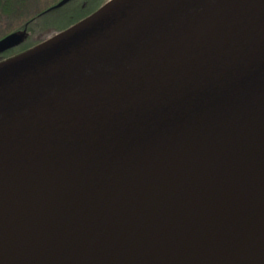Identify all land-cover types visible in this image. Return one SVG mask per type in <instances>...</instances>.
I'll list each match as a JSON object with an SVG mask.
<instances>
[{
  "label": "water",
  "instance_id": "1",
  "mask_svg": "<svg viewBox=\"0 0 264 264\" xmlns=\"http://www.w3.org/2000/svg\"><path fill=\"white\" fill-rule=\"evenodd\" d=\"M10 201L0 264H264V0H109L0 62Z\"/></svg>",
  "mask_w": 264,
  "mask_h": 264
},
{
  "label": "flooded vegetation",
  "instance_id": "2",
  "mask_svg": "<svg viewBox=\"0 0 264 264\" xmlns=\"http://www.w3.org/2000/svg\"><path fill=\"white\" fill-rule=\"evenodd\" d=\"M61 1L0 0V62L23 54L54 36L51 34L67 29L71 25L63 27L62 23L78 16L79 11L93 9L85 18L109 0H67L54 8Z\"/></svg>",
  "mask_w": 264,
  "mask_h": 264
},
{
  "label": "bare ground",
  "instance_id": "3",
  "mask_svg": "<svg viewBox=\"0 0 264 264\" xmlns=\"http://www.w3.org/2000/svg\"><path fill=\"white\" fill-rule=\"evenodd\" d=\"M190 199V194H186ZM211 205V209L216 212V215H222L229 208L230 204L216 203L213 205L212 201L206 199ZM9 206L1 209L5 210L4 214H1V226H0V254L1 251L6 252V256L12 254L11 250H14L22 241L23 231L26 220L27 205L24 201H10Z\"/></svg>",
  "mask_w": 264,
  "mask_h": 264
},
{
  "label": "trees",
  "instance_id": "4",
  "mask_svg": "<svg viewBox=\"0 0 264 264\" xmlns=\"http://www.w3.org/2000/svg\"><path fill=\"white\" fill-rule=\"evenodd\" d=\"M93 11V9L91 10H87V11H79L78 16L74 17V18H69L67 21H64L63 27H68L76 22H78L79 20H81L84 16H86L87 14L91 13Z\"/></svg>",
  "mask_w": 264,
  "mask_h": 264
},
{
  "label": "rangeland",
  "instance_id": "5",
  "mask_svg": "<svg viewBox=\"0 0 264 264\" xmlns=\"http://www.w3.org/2000/svg\"><path fill=\"white\" fill-rule=\"evenodd\" d=\"M102 1H104V0H102ZM56 34H58V33L56 32L55 34L53 33V34H51V35H56Z\"/></svg>",
  "mask_w": 264,
  "mask_h": 264
}]
</instances>
